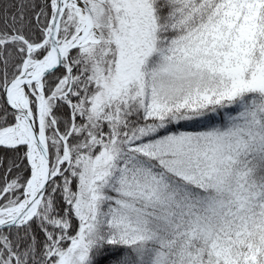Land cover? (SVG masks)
<instances>
[{"label": "snow or ice", "instance_id": "6c2138e0", "mask_svg": "<svg viewBox=\"0 0 264 264\" xmlns=\"http://www.w3.org/2000/svg\"><path fill=\"white\" fill-rule=\"evenodd\" d=\"M0 264H264V0H0Z\"/></svg>", "mask_w": 264, "mask_h": 264}]
</instances>
